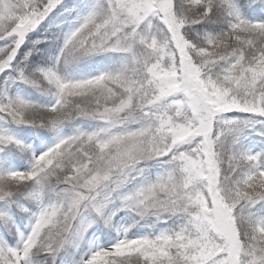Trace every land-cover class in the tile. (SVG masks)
<instances>
[{"label": "snow or ice", "instance_id": "1", "mask_svg": "<svg viewBox=\"0 0 264 264\" xmlns=\"http://www.w3.org/2000/svg\"><path fill=\"white\" fill-rule=\"evenodd\" d=\"M0 264H264V0H0Z\"/></svg>", "mask_w": 264, "mask_h": 264}]
</instances>
